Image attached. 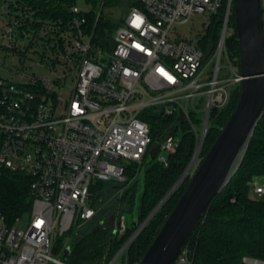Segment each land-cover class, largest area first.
I'll return each mask as SVG.
<instances>
[{
  "label": "built area",
  "instance_id": "built-area-1",
  "mask_svg": "<svg viewBox=\"0 0 264 264\" xmlns=\"http://www.w3.org/2000/svg\"><path fill=\"white\" fill-rule=\"evenodd\" d=\"M233 1L132 0L111 42L104 45L93 41L94 29L86 30L89 11L73 0L68 28L61 33L63 48L46 61L58 72L56 79L28 75L21 56L19 65L6 66L11 76L0 70V165L28 175L33 196L26 228L18 226L21 216L8 223L0 212V264H70L53 256L54 243L76 220L80 224L94 216L89 204L94 183L125 181L128 162H167L180 137L169 130L155 141L142 117L146 108L158 106L165 115L185 117L196 137L193 166L201 162L211 112L227 105L242 79L239 57H230L226 47ZM220 10L222 28L211 53L186 37L173 36L176 23ZM10 15L4 5L0 68L6 55L15 54L4 47L20 46L22 39L17 20L9 23ZM54 86L61 92L69 87L70 95L64 97ZM250 185L253 197H264V182L256 178ZM143 222L106 264H138L130 262L128 251ZM127 226L122 215L114 232L124 234ZM189 254L185 247L174 264H190ZM243 262L264 264V259L244 256Z\"/></svg>",
  "mask_w": 264,
  "mask_h": 264
},
{
  "label": "trees",
  "instance_id": "trees-1",
  "mask_svg": "<svg viewBox=\"0 0 264 264\" xmlns=\"http://www.w3.org/2000/svg\"><path fill=\"white\" fill-rule=\"evenodd\" d=\"M72 1L0 0V11L4 5L8 6L11 14L9 23L16 19L15 26L19 36L28 40L23 49L19 45L11 48L5 46L4 49L19 54L22 57L21 62L27 50L31 48L33 52L40 55L46 51L58 53L63 48L61 33L68 28L71 19L69 5ZM89 1L93 2L96 9H92L86 15V30L91 32L94 29L93 41L106 45L111 42L123 17L116 20L114 17H105L101 13L97 19L98 7L101 8V3L98 0ZM123 1H126L125 9L132 3V0H104L102 7L121 6ZM222 17L223 10L211 15L204 35L196 43L208 54L217 46L222 28ZM230 25L234 28V32L228 36L226 47L230 57L238 58V39L233 14ZM238 99L239 86H235L227 105L222 110L211 112V125L200 152L202 157L205 156L221 128L235 110ZM142 117L149 123L151 135L155 141L170 130L180 137V143L174 152L167 155V162H162L157 158L143 161L141 164L128 162L126 182L131 184L120 195L116 192L110 195L102 189L105 184L114 181L94 183L89 204L95 208L96 212L92 218L80 223L79 227H87L90 222L93 223L94 219H99V221L95 228L87 232L83 229H79L78 233L74 232L73 239L66 244V247L71 248L68 259L70 264L108 263L135 229L166 196L185 172L193 157L196 137L189 123L180 113L165 115L160 107L151 106L144 110ZM150 149L155 151L157 145L152 144ZM188 176L166 198L138 233L128 251L130 262H137L151 244L186 188L190 180ZM141 177L143 179L137 209L138 225L134 227L133 215ZM256 178H264V109L237 171L223 191L213 200L207 215L186 245L190 252V264H244V256L264 259V197H253L250 185V182ZM31 181L28 175L0 165V212L8 223L15 222L17 217L30 211L33 203ZM123 202L127 206L126 209L130 211L131 223L127 231L120 235L106 225L101 218L110 208L114 212L125 209ZM85 223L88 224L84 225ZM56 241L53 252L62 247L61 244L57 245L58 241Z\"/></svg>",
  "mask_w": 264,
  "mask_h": 264
},
{
  "label": "water",
  "instance_id": "water-1",
  "mask_svg": "<svg viewBox=\"0 0 264 264\" xmlns=\"http://www.w3.org/2000/svg\"><path fill=\"white\" fill-rule=\"evenodd\" d=\"M233 16L238 39L239 99L235 110L221 128L209 150L199 163L186 188L138 264H174L188 241L207 215L208 210L237 171L255 127L264 109V36L260 0H234ZM187 169L169 190L163 201L187 176ZM142 179L135 203L133 225L137 227V209L142 192ZM154 212V211H153ZM152 212V213H153ZM151 214V213H150ZM148 217L144 220V224ZM71 248L65 249L68 260Z\"/></svg>",
  "mask_w": 264,
  "mask_h": 264
},
{
  "label": "rangeland",
  "instance_id": "rangeland-1",
  "mask_svg": "<svg viewBox=\"0 0 264 264\" xmlns=\"http://www.w3.org/2000/svg\"><path fill=\"white\" fill-rule=\"evenodd\" d=\"M98 1L100 2V0H98ZM77 4L84 11H91L94 8L96 9V6L93 4V2L89 1V0H77ZM120 5L121 6H117V7H102L103 16L114 17L116 20L122 19V17L125 15L126 1H123ZM123 7H124V9H123ZM98 9H100V7H98ZM210 19H211V15L208 13L207 14H194L189 21H187L185 23H176L173 26V28H172L173 36L176 35V36L186 37V38L194 41L195 43H197L199 41V39L204 35V33L206 31L207 24L209 23ZM233 32H234V28L231 26L229 29V36L231 34H233ZM27 43H28V40L27 39L25 40V38L19 40L20 46H25V45H27ZM41 52L42 51H40V53ZM41 54L45 55V56H42L39 53L33 52V49L27 50L25 56L23 57L24 58L23 64L26 67V72L28 73V75H31V74L36 75L39 79H52V80L56 79L58 72L51 71L50 66L48 64H46V61L50 60L53 57H56V54L52 53L51 51H46V52L41 53ZM41 61L43 64H40ZM2 62H4V64H3V67L1 66V68H0L1 73L4 76H11L12 72L6 66H15L16 67L17 65H19V62H20L19 61V54H16V53L14 54L11 52L10 54H8L4 57V60L2 59ZM223 63H225V59H224ZM59 68H61V67H59ZM225 71H226L225 68H223L221 71V74L224 75ZM66 82H67V84H70V85L73 84V81L71 80V78H68V80ZM53 88L54 89L56 88L57 91L59 93H61L64 97H68L70 95L69 87H67L63 92H61V89L58 86H54ZM198 165H199V160L196 161L191 172L189 173V176H188L189 178L192 177V175L194 174ZM257 179H260V181L264 182V178H257ZM126 180H127V177H126ZM126 180L123 182H115L114 181L112 183H107L104 185V187L102 189H103V191H105V192L107 191L108 193H110V195L112 193H115V192H116V194L120 195V194L124 193L125 189H127V187L130 186V184H131V183L130 184L127 183ZM124 204L125 203L123 202V207L125 209L118 210L119 212L118 211L114 212L110 208V210H108V212L106 211L105 214L101 218V219H103L102 221L106 225H109L113 231H115L116 227L118 226V222H119L120 217L122 215L126 216L127 225L130 226L131 214H130L129 209H126L127 206ZM29 218H30V212L28 211L24 215L21 216V218L18 222V226L21 228H26L28 225V222H29ZM94 220H93V223H91V222H90V224H88L89 222L85 223L84 225L88 224L87 227L86 226L79 227L80 226L79 221L76 220V222L74 223L73 229L70 232H67L64 235H58V237H57L58 242L57 241L56 242H57V245L61 244L62 247L58 251L53 252V256L57 259L64 261V262H68V260L64 257V252H65V249L67 248L66 244H68L69 241H71L73 239L74 232L78 233L82 229L85 230L84 232H87L89 229L95 228L99 219L98 220L96 219L95 221ZM120 235H123V234H120ZM49 264H56V263L53 261H50Z\"/></svg>",
  "mask_w": 264,
  "mask_h": 264
},
{
  "label": "bare ground",
  "instance_id": "bare-ground-1",
  "mask_svg": "<svg viewBox=\"0 0 264 264\" xmlns=\"http://www.w3.org/2000/svg\"><path fill=\"white\" fill-rule=\"evenodd\" d=\"M184 179H185V177L180 181V183H181ZM180 183H178L177 186H178ZM177 186L175 187V189L177 188ZM175 189H174V190H175ZM174 190H173V191H174ZM173 191H172V192H173ZM172 192H171V193H172ZM171 193H170V194H171ZM165 200H166V199H165ZM165 200H164V201H165ZM164 201H163V202H164ZM161 205H162V204H161ZM157 209H159V207H158ZM157 209L155 208V209L153 210L154 212L152 211L153 213H151V214L148 216V220L154 215V213L157 211ZM148 220H147V221H148ZM147 221H146V222H147Z\"/></svg>",
  "mask_w": 264,
  "mask_h": 264
}]
</instances>
